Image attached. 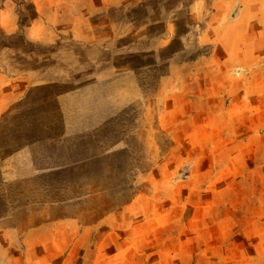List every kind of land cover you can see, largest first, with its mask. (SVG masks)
Wrapping results in <instances>:
<instances>
[{"label":"rangeland","instance_id":"374dc122","mask_svg":"<svg viewBox=\"0 0 264 264\" xmlns=\"http://www.w3.org/2000/svg\"><path fill=\"white\" fill-rule=\"evenodd\" d=\"M6 2L0 264L257 263L264 0Z\"/></svg>","mask_w":264,"mask_h":264},{"label":"crops","instance_id":"0c3cea01","mask_svg":"<svg viewBox=\"0 0 264 264\" xmlns=\"http://www.w3.org/2000/svg\"><path fill=\"white\" fill-rule=\"evenodd\" d=\"M5 8L8 10L6 11L7 12L6 18H7L9 10L11 8L10 3L8 2L4 3L0 8V26L2 29H4L3 27L5 26L2 23L1 16H3V12H5ZM7 26H9V23ZM215 184H218V181H216ZM262 196L264 197V193ZM258 197L260 196L257 195V198ZM252 214H253V216L251 217L252 226L250 228L249 227L243 228L242 232H240L239 234L232 235L231 240H229L228 238L224 239L225 237H220V241L226 240L227 241L226 245H228V247L235 248L236 245L244 246L248 244V241L251 239L252 241L251 245L254 246V250H256V255L258 256L255 258L257 261V263L255 264H264L262 262V260H264V256H263V252L261 251V250L264 251V227L260 228V226L263 225V222H264V213L263 212L259 213L258 211H256L255 213H252ZM53 232L54 231H52L50 227L42 226V228L33 227L30 229H27L24 235L27 241L32 239V236L34 237L39 233H42V235L43 234L48 235L49 238L44 239V241L37 240L34 243H32V245L36 246L34 250H36L37 248L46 246L48 250L52 254H54V257L57 260V261H51V263L49 264H73V261H71L70 257L74 253L75 249L73 247H74V244L76 243L72 242L71 240L70 248L66 247L65 245L62 246L56 241L55 236L66 237L69 234V236L74 237L75 234H73L71 231L68 232L67 229L65 228L55 229V232L54 233ZM51 237L53 238L51 239ZM45 244H48V245H45ZM25 251H31V250L27 249ZM260 254L262 255V257L260 256ZM22 256H24V254H22ZM220 264H222V262Z\"/></svg>","mask_w":264,"mask_h":264}]
</instances>
